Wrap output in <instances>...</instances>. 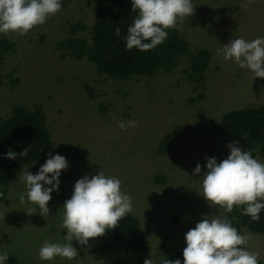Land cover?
Segmentation results:
<instances>
[{
  "label": "rangeland",
  "instance_id": "1",
  "mask_svg": "<svg viewBox=\"0 0 264 264\" xmlns=\"http://www.w3.org/2000/svg\"><path fill=\"white\" fill-rule=\"evenodd\" d=\"M191 3L194 15L178 21L177 30L191 49L210 52L201 91L187 80L186 58L170 74L120 85L96 74L86 61L60 59L54 46L65 38L69 23L93 21L91 7L83 0H74L36 31L12 35L17 50L5 58L0 75L9 72L18 84L11 87L2 80L0 118L16 102L26 107L40 104L53 141L52 156L65 157L68 167L58 178V190L51 193L46 216L27 197L25 204L19 203L26 192L24 173L34 175L43 164L24 168L9 186L8 203L0 205V253H8L5 264H97L90 245L75 240L72 246L78 257L71 261L60 257L41 261L38 253L45 241L66 243L67 230L61 226L64 202L77 180L99 172L119 179L121 191L132 197L131 214L140 221L153 258L163 236L177 240L203 218L223 215L222 209L204 200L201 175L206 172L205 158L221 162L230 155L227 145L237 139L213 133L212 128L227 111L262 104L264 88L250 70L225 61L218 49L235 38H264V0L249 7H244L246 0ZM200 93L204 96L198 99ZM121 121H136L137 126L120 129ZM162 142L167 145L163 153L158 150ZM197 164L200 174H194ZM32 208L37 212L29 215ZM243 234L251 236L247 250L258 253L264 264V236L244 228Z\"/></svg>",
  "mask_w": 264,
  "mask_h": 264
},
{
  "label": "clouds",
  "instance_id": "2",
  "mask_svg": "<svg viewBox=\"0 0 264 264\" xmlns=\"http://www.w3.org/2000/svg\"><path fill=\"white\" fill-rule=\"evenodd\" d=\"M131 3L132 11L138 15L127 29L128 50L149 51L161 45L167 39V30L176 29L177 22L194 15L195 10L191 0H131ZM253 3L255 0H246L244 7ZM60 11L61 0H0V34L24 36ZM115 32L120 35L119 28ZM218 53L225 61L250 70L255 79H264V38L251 41L235 38L218 49ZM136 126V121L118 124L120 129ZM227 147L230 155L221 162L214 157L205 158L202 196L210 206H217L224 213L244 206L242 214L259 221L264 209V163L253 158L250 151H242L238 142ZM27 155V148L19 153L21 158ZM16 157L17 153L9 150L5 158L13 160ZM67 167L65 157L57 154L50 156L36 174L25 172L22 180L26 192L20 194L19 203L25 204L27 197V202L36 205L41 216L48 215L51 193L58 190V178ZM200 173L201 165L197 164L194 174ZM37 208L30 209L28 214H35ZM63 210L61 226L67 230L66 243L45 241L38 253L41 261H52L56 257L69 261L77 258L73 240L87 245L89 240L118 228L119 221L134 211L132 197L121 191V181L103 172L77 180ZM250 239V235L240 234L223 216L205 217L184 237L183 264H258L259 254L247 250ZM7 259V252L0 253V264H5ZM143 264H153V260L146 258ZM162 264H181V261L164 259Z\"/></svg>",
  "mask_w": 264,
  "mask_h": 264
},
{
  "label": "trees",
  "instance_id": "3",
  "mask_svg": "<svg viewBox=\"0 0 264 264\" xmlns=\"http://www.w3.org/2000/svg\"><path fill=\"white\" fill-rule=\"evenodd\" d=\"M73 1L61 0V10ZM83 1L91 7L93 21L90 25L79 21L69 23L65 38L57 41L54 46L60 59L67 57L77 62L86 61L94 67L96 74L105 75L120 85L137 78L170 74L178 67L182 58H186L187 67L184 72L187 80L198 85L200 91L204 89L205 72L211 62L207 49H191L188 41L176 28L167 30V39L154 49L128 50L127 29L138 15L132 11L131 0ZM117 28L120 30L119 36L115 32ZM43 41L44 37L41 36L39 43L42 44ZM16 47L17 43L12 35L0 34V68L7 56L15 54ZM251 74L255 82L264 88V79H255L254 74ZM4 78L11 87L18 84V79H12L9 72L4 76L0 75V84ZM203 96L200 93L197 98L201 99ZM212 132L236 138L243 150L250 151L253 157L264 163V102L258 106L223 113ZM26 148L28 155L21 158L19 153ZM166 149L167 145L162 142L158 150L163 153ZM9 150L17 153L16 159L5 158ZM52 155L53 141L43 107L38 103L26 107L16 102L11 106L9 114L0 118V205L8 203L9 186L24 168L44 164ZM243 209L244 206H237L231 213L223 212L222 216L231 221L240 234L244 228L250 233L264 236V209L260 212L259 221L243 215ZM65 234L62 233L63 236ZM185 235L177 240L170 235L163 236L157 245L158 254L153 258L140 221L130 213L119 221L118 228L106 231L103 237L89 240L88 244L97 264H143L146 258L152 259L153 264H162L164 259H179L183 264ZM258 264H263L260 259Z\"/></svg>",
  "mask_w": 264,
  "mask_h": 264
}]
</instances>
